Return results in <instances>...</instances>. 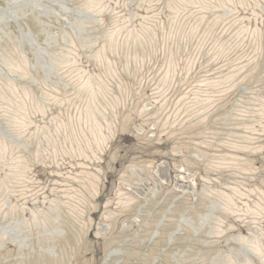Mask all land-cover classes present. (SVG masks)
<instances>
[{
    "label": "rangeland",
    "instance_id": "obj_1",
    "mask_svg": "<svg viewBox=\"0 0 264 264\" xmlns=\"http://www.w3.org/2000/svg\"><path fill=\"white\" fill-rule=\"evenodd\" d=\"M0 264H264V0H0Z\"/></svg>",
    "mask_w": 264,
    "mask_h": 264
}]
</instances>
